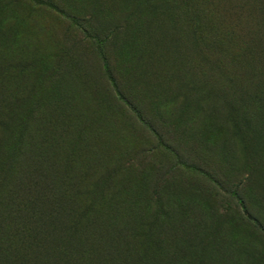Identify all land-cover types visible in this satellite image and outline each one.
<instances>
[{"label": "rangeland", "instance_id": "rangeland-1", "mask_svg": "<svg viewBox=\"0 0 264 264\" xmlns=\"http://www.w3.org/2000/svg\"><path fill=\"white\" fill-rule=\"evenodd\" d=\"M248 214L264 225V0H0V247L264 264Z\"/></svg>", "mask_w": 264, "mask_h": 264}, {"label": "trees", "instance_id": "trees-1", "mask_svg": "<svg viewBox=\"0 0 264 264\" xmlns=\"http://www.w3.org/2000/svg\"><path fill=\"white\" fill-rule=\"evenodd\" d=\"M248 217L264 234V225L249 214ZM23 237L27 244L24 250L16 249L13 242L0 247V264H58L56 262V249H51L47 253H43V247L39 245V241H44V243L48 242V233L39 236L37 234L34 235L29 230L24 231ZM36 239L38 240L37 244Z\"/></svg>", "mask_w": 264, "mask_h": 264}]
</instances>
